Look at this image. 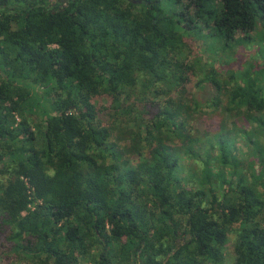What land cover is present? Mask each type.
I'll use <instances>...</instances> for the list:
<instances>
[{
    "label": "trees",
    "instance_id": "trees-1",
    "mask_svg": "<svg viewBox=\"0 0 264 264\" xmlns=\"http://www.w3.org/2000/svg\"><path fill=\"white\" fill-rule=\"evenodd\" d=\"M171 1L0 0V240L30 264H264V65L190 39L264 44V0Z\"/></svg>",
    "mask_w": 264,
    "mask_h": 264
},
{
    "label": "rangeland",
    "instance_id": "rangeland-1",
    "mask_svg": "<svg viewBox=\"0 0 264 264\" xmlns=\"http://www.w3.org/2000/svg\"><path fill=\"white\" fill-rule=\"evenodd\" d=\"M162 8L164 12L167 14H177L181 11L180 7L172 3L171 0H162ZM202 20H198V25L196 24V28L192 30V36H190L191 42L193 43L194 51L197 55H199L200 61L205 65L206 70H223L224 68L233 67L234 69H240L244 73V77L248 78L250 81L255 78L254 70L256 68H260L264 65V44L259 41L260 37L257 33L252 34V38H243L236 42L228 43L222 39L221 36L212 32V35L209 34L208 30L200 24ZM224 78L226 75L223 73ZM243 77V76H242ZM243 77V78H244ZM240 83L244 84V80L242 78H238ZM40 102L44 107L46 104L47 93L44 91H39ZM200 116L198 112L194 114L196 115L195 125L196 128L204 130L205 128L210 127L208 123H203L202 115L207 116L205 118L210 119L211 122H217V119H221L222 117L216 114H213L211 109H208L207 106L203 107ZM220 114V113H219ZM204 118V119H205ZM241 152H244L246 157L243 159L242 166L245 167L249 173L255 172V167L251 164V154L254 151L253 147L241 146ZM242 158V157H241ZM187 173V170H186ZM179 175L185 177V173H179ZM261 187V186H260ZM257 186L258 196L260 198L263 197V189ZM4 227H0V231L2 232ZM232 241L229 244L228 252H227V262L226 264H233V256L232 252ZM15 244H10L9 241L3 239L0 240V264H30V259L28 257L22 258L17 255V253L13 250V246ZM89 264V263H87Z\"/></svg>",
    "mask_w": 264,
    "mask_h": 264
}]
</instances>
